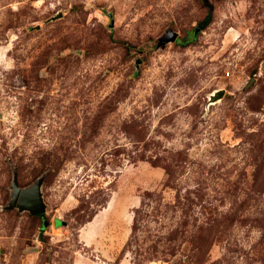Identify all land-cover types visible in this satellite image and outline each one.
<instances>
[{
	"label": "rangeland",
	"instance_id": "374dc122",
	"mask_svg": "<svg viewBox=\"0 0 264 264\" xmlns=\"http://www.w3.org/2000/svg\"><path fill=\"white\" fill-rule=\"evenodd\" d=\"M0 115V264H264V0H0Z\"/></svg>",
	"mask_w": 264,
	"mask_h": 264
},
{
	"label": "water",
	"instance_id": "95a60500",
	"mask_svg": "<svg viewBox=\"0 0 264 264\" xmlns=\"http://www.w3.org/2000/svg\"><path fill=\"white\" fill-rule=\"evenodd\" d=\"M60 16L61 13H59L56 17L55 16L51 17L49 20L51 19L54 20ZM112 25H113V21H111L110 23V26ZM176 38H177V33L169 28L159 38L158 44L164 46L166 43L174 42ZM223 95H224V89L222 88L214 91L208 97V104L215 103L216 101L221 99ZM42 183H43V178L39 177L31 185L26 187H19L17 182L16 172H14L10 184V189H11L10 201L4 208L8 210L16 208L19 211H27L31 215L44 214L46 204L43 201L42 192H41ZM44 225H46V222H44Z\"/></svg>",
	"mask_w": 264,
	"mask_h": 264
},
{
	"label": "trees",
	"instance_id": "16d2710c",
	"mask_svg": "<svg viewBox=\"0 0 264 264\" xmlns=\"http://www.w3.org/2000/svg\"><path fill=\"white\" fill-rule=\"evenodd\" d=\"M205 23H206V19L202 22L201 26H203ZM200 28H202V27H200Z\"/></svg>",
	"mask_w": 264,
	"mask_h": 264
}]
</instances>
